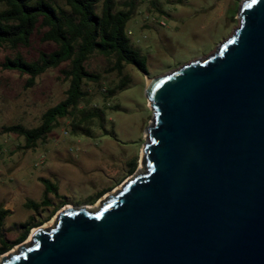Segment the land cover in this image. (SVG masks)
<instances>
[{"label":"water","instance_id":"obj_1","mask_svg":"<svg viewBox=\"0 0 264 264\" xmlns=\"http://www.w3.org/2000/svg\"><path fill=\"white\" fill-rule=\"evenodd\" d=\"M149 83L143 174L95 212L61 207L0 264H264V0Z\"/></svg>","mask_w":264,"mask_h":264},{"label":"rangeland","instance_id":"obj_2","mask_svg":"<svg viewBox=\"0 0 264 264\" xmlns=\"http://www.w3.org/2000/svg\"><path fill=\"white\" fill-rule=\"evenodd\" d=\"M157 1L169 15L162 18L165 27L157 31L143 30L146 3L126 24V29L132 33L130 43L144 58L146 75L132 67L126 68L130 82L110 102L117 109L106 112L107 134L97 132L91 138L72 135L67 122L61 120L44 143L37 144L32 150H22L19 149L23 144L21 138L0 133V208L9 212L2 225L4 241L12 242L18 235V231L11 229L13 224L31 217L35 222H41L38 227L42 228L54 219L59 209L53 215L52 211L62 204L72 209H90L96 204L95 210L91 209L96 211L100 207L99 198L94 200L99 192L110 189L106 194L113 196L123 182L143 174L141 147L151 118L145 99L149 80L209 55L235 28L237 7L243 0ZM163 38L166 41L162 46ZM31 40L27 52L30 58H35L37 52L53 49L52 45L39 44L36 36ZM2 55L0 53V61ZM104 65L99 57H91L88 61V67L93 71H100ZM23 81L24 77L14 72L0 71V128L15 124L35 127L41 113L60 101L66 89L59 69L41 74L30 89H23ZM39 156L44 158L42 164L37 163ZM130 162H134V166L128 173ZM38 179L54 184L57 196L50 194L49 207L35 215L22 204L26 200H41L43 186ZM53 224L54 220L50 228ZM12 248L7 252L14 255Z\"/></svg>","mask_w":264,"mask_h":264},{"label":"trees","instance_id":"obj_3","mask_svg":"<svg viewBox=\"0 0 264 264\" xmlns=\"http://www.w3.org/2000/svg\"><path fill=\"white\" fill-rule=\"evenodd\" d=\"M143 3L148 5L143 14L158 19L169 17L157 0H0V53H3L0 71L23 76L24 90L33 87L36 79L47 70L59 69L66 83L63 98L41 113L35 127L2 126L0 133L21 138L23 144L19 149L22 150H32L44 143L61 120L67 122L72 135L91 138L97 132L107 134L106 112L117 109L110 102L130 82L126 68L132 67L146 75L144 58L130 43L126 29V24L138 14ZM142 28L158 29L152 24H143ZM34 36L39 44L52 45L53 49L37 52L35 58L28 57ZM165 41H160L162 46ZM91 57L101 58L104 68L98 72L91 70L88 67ZM128 166L130 173L134 162ZM38 181L43 186L41 200H26L22 204L35 215L49 207L50 194L57 196L54 184L45 179ZM106 192L97 194L94 202ZM8 215V211L0 208V255L22 243L31 229L42 224L31 217L13 224L11 229L19 233L12 242H6L1 231Z\"/></svg>","mask_w":264,"mask_h":264},{"label":"built area","instance_id":"obj_4","mask_svg":"<svg viewBox=\"0 0 264 264\" xmlns=\"http://www.w3.org/2000/svg\"><path fill=\"white\" fill-rule=\"evenodd\" d=\"M142 22L144 24H152L153 26H156L158 28L165 27V23H164V21L162 19H158L157 17L150 16L148 14H143V16H142ZM127 35L129 37H131L132 36V33L129 30H127ZM142 39H144V36H142ZM43 162H44L43 156H39L37 158V163L38 164H42Z\"/></svg>","mask_w":264,"mask_h":264},{"label":"bare ground","instance_id":"obj_5","mask_svg":"<svg viewBox=\"0 0 264 264\" xmlns=\"http://www.w3.org/2000/svg\"><path fill=\"white\" fill-rule=\"evenodd\" d=\"M151 83V82H150ZM150 83H148V86H149V84ZM126 182H128V181H126ZM95 208H96V204L94 205V206H92L89 210H95ZM91 210V211H92ZM98 210H99V208H98ZM97 211V210H96ZM95 212V211H94ZM52 223H53V220H51V221H48V222H46L43 226H42V228H39V229H46V228H50V226L52 225ZM37 229H33L32 231H31V233H30V235H29V237H27V239L25 240L26 241V243H29L30 242V238H31V235L36 231ZM26 243H24V244H26ZM12 252H14V251H12ZM11 255H13V254H11Z\"/></svg>","mask_w":264,"mask_h":264},{"label":"crops","instance_id":"obj_6","mask_svg":"<svg viewBox=\"0 0 264 264\" xmlns=\"http://www.w3.org/2000/svg\"><path fill=\"white\" fill-rule=\"evenodd\" d=\"M164 10L166 11V9H164ZM159 37H160V36H159ZM163 39H165V38H163ZM165 40H166V39H165ZM56 190H57V189H56ZM109 190H110V189H109ZM106 191L108 192V190H106ZM102 192H105V191H101V192H99V193H102ZM107 192H106V193H107ZM99 193H98V194H99ZM102 196H103V195H102ZM102 196H101V197H102Z\"/></svg>","mask_w":264,"mask_h":264}]
</instances>
